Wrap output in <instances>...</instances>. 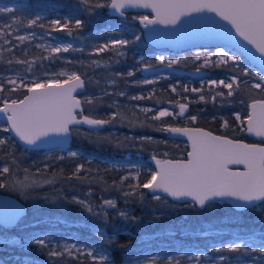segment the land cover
Listing matches in <instances>:
<instances>
[{
	"label": "trees",
	"instance_id": "16d2710c",
	"mask_svg": "<svg viewBox=\"0 0 264 264\" xmlns=\"http://www.w3.org/2000/svg\"><path fill=\"white\" fill-rule=\"evenodd\" d=\"M0 7L13 9L12 13H0V28H4L13 20L28 28V20L37 15L41 17V20L31 27L34 30L52 31L49 27L51 20L60 18L63 22V18L69 15L85 19V13L79 11L84 7L81 0H0ZM136 15L138 14L135 12H125L124 16L114 15L108 9H104L91 18L83 30L74 31L72 37H69L66 32H56L83 43V46L74 45L75 50L57 54L50 61H40V58L48 53L38 47L40 43L34 39L25 41L23 45L14 49L16 58L40 61L34 66L37 77L47 72L50 77L53 75L54 78L63 79L58 75L60 70L78 71L82 77H89L91 83L78 94V98L85 99L82 94L86 93L87 97L95 95L101 97V100L94 105L93 109L86 111L85 115L107 119L110 113L116 110V105L121 112L128 115L124 121L118 119L112 124L101 127L99 135L112 137V142L105 141L102 145H98L91 143L83 135L73 133L69 137V145L73 148L70 150L24 147L2 130L4 124L0 121V137L8 141L6 146L0 148V167L8 164L13 172L9 179L23 181L29 185L24 190H21L19 185L13 187L11 184L9 187L0 188V193L14 196L26 206L25 213L15 222V225L10 227L0 225V236L16 235L18 240L26 242V250L23 252L27 254L39 258L48 257L50 245L49 248L40 249L38 245L29 243L28 238L47 226L46 224L54 218L65 229L89 235L94 240L97 239L93 233L96 229L104 231L108 236H113L115 242L108 247L111 259L117 264L125 263L127 253L134 255L140 251L156 252L159 255L156 258V264H168L170 253L181 252L185 248L233 257L239 254L218 253L215 249L232 242L236 236L245 239L254 236L257 241L264 240V206H261L259 211H237L227 203L217 201L213 202L211 207L201 208L189 202H173L160 195L161 199L157 201L144 189L138 190L146 194L143 199L135 197L126 201L123 195V191L128 190L126 185L135 184L137 181L129 179L125 182L123 189L113 186L114 181L119 185L121 178L128 175L126 166L129 164L140 166V182L142 183L147 178L146 174L152 171L148 162L153 160V156L156 159L184 156L186 151L184 141L168 138L166 132L158 130L163 126H197L230 138L253 141L243 133V125L238 124L234 113L240 111V116L243 118L246 116L249 101L264 99V87L255 89L243 80L239 88L234 86L233 95L230 97L222 86L213 88L210 92L204 90L205 83L200 84L199 78L185 75H157L154 83H142L139 70L142 63L155 65L158 62L149 54L138 57V53L144 50L146 43L133 18ZM39 24H43L44 27L41 28ZM8 29L5 30L8 31ZM133 34L140 35L141 39L138 44L124 48L123 54L116 49L105 50L98 54L92 52V48L106 42L107 36L121 35L123 39H131ZM6 38L14 40L15 37L12 35ZM0 46L8 47L3 39H0ZM4 57V60H0V80H5L4 76L15 73L16 69L25 70L23 65L9 66L6 60L11 57L7 53H4ZM69 60L82 61L83 64H68ZM93 60L99 61V64L93 65L91 63ZM178 60L181 63L174 66L179 68L190 69L199 65L188 53H184ZM130 70H135V75L132 77L126 75ZM207 71V76L203 78L221 73L239 74L231 65L210 68ZM115 73L124 75L117 77ZM109 77H113L115 83H112ZM185 79L188 81V85L186 84L188 91H184ZM202 85V92L191 91V88L199 89ZM173 86L176 87V92L171 90ZM101 89L107 91L109 95L104 96ZM121 91L125 93V96H119ZM216 91L223 92L224 96H217L215 100H212L211 96L215 95ZM25 92L26 90H21L10 93L5 89L4 92H0V105L3 98H20ZM200 95H204L205 100L201 101ZM137 96L144 98L132 99ZM133 102L145 103L154 108L166 106L171 108L173 115L153 121L151 117L155 115L154 109L144 113L134 108ZM180 103L188 104L182 116L179 115ZM192 116H196L197 119L191 121ZM225 120L228 122L227 126H224ZM80 130L83 133L87 129L80 127ZM142 137H151V140H142ZM117 141L123 142V146L116 147ZM70 151H78L84 159L69 157ZM12 154L15 156L16 163H13L10 158ZM77 164H84V169L79 174L85 177L84 179H78L73 175ZM24 169H28V172L26 173ZM0 179L3 178L0 177ZM45 180L51 183H45ZM74 197L76 200H73ZM106 199L116 200L117 210L129 211L130 215L139 218L138 221L132 223L123 220L117 216V210L112 209H106L108 216L105 220L101 206L102 201ZM79 200L90 204L93 212H88L87 208L77 202ZM257 204L259 205L260 202ZM204 229L209 232L217 231L218 234L215 236L203 234L201 231ZM122 245L132 247L126 250ZM252 247H258V244L254 243ZM6 248L0 250V256L6 254ZM16 250L22 251L13 248V251ZM248 255L256 256L257 253ZM170 257L174 264L186 262L185 258L180 256ZM259 260H264V257H260Z\"/></svg>",
	"mask_w": 264,
	"mask_h": 264
},
{
	"label": "snow or ice",
	"instance_id": "6c2138e0",
	"mask_svg": "<svg viewBox=\"0 0 264 264\" xmlns=\"http://www.w3.org/2000/svg\"><path fill=\"white\" fill-rule=\"evenodd\" d=\"M84 5L79 11L85 13V19L75 18L69 15L63 18L53 19L49 22V27L55 32H66L69 37L73 36L74 31L83 30L91 18L98 15L101 10L110 9L124 16L129 8H144L151 9L154 15L151 18L148 15L139 16L135 19L144 25L145 28L155 25H173L177 26L174 32L187 36V38H196L206 36L209 38H221L225 40H235L230 30H225L224 25H220L219 21L212 17L200 15L192 16L193 13H216L222 20L227 21L231 28L235 30V34L247 41L253 46L264 59V0H81ZM13 9L8 7H0V13H12ZM185 18V19H182ZM41 17L37 15L35 18L28 20L27 27L31 28L37 25ZM17 23H19L17 21ZM195 24L208 25L212 31L196 32L190 31L189 26ZM41 28L43 24H39ZM9 25L0 28V39H3L5 45L0 46V60H4V53H7L10 59L6 60L9 66L23 65L24 71L16 69V74L8 77L7 80H0V92L7 89L11 92L26 90L23 98L12 99L5 97L2 99L0 106V114L6 119V127H3L4 132H12L15 137L22 143L33 148L39 147L43 143L56 142L63 147L67 144L68 138L76 133L83 135L91 143L102 145L103 142H112V137L101 136L99 131L102 126L112 124L118 119L124 121L126 115L120 111L118 105L116 110L112 111L107 119L95 118L93 115H85L86 111L93 109L94 105L99 103L101 97L95 95L88 96L81 100L78 98L77 92L80 89H85L91 79L83 76L78 71L65 70L58 75L63 79L50 77L45 72L37 77L35 74V65L43 60H52L57 54L68 53L74 49L71 42H60L58 38H53L52 42L47 46L44 44L38 47L44 49L48 54L40 58L27 60L16 58L14 49L23 45L25 41H30L35 38V33L25 35H17L14 40L6 37H12L13 33L6 31ZM160 29L151 28L150 36L160 33ZM52 32L48 33L51 37ZM78 38V37H77ZM140 35L133 34L131 39L110 40L107 43L94 47L93 54L104 52L108 49H115L119 46L121 49L129 45H135L140 41ZM237 43H239L237 41ZM83 51V49H80ZM123 54V53H121ZM160 63L172 68L174 65L181 63L178 59H166L160 55L155 57ZM241 55L231 53L225 47H217L215 51L202 50L195 55V62L199 63V67L195 68L197 73L203 69L219 68L233 66L239 74L232 75L229 82L221 79L209 80V89L219 88L221 85L228 89L227 95H233L234 86L239 88L243 77L255 76L260 83L252 84L255 89H261L264 85V73H252L250 69L242 67ZM68 64H83L82 61L69 60ZM93 65H98L99 61H91ZM152 64L142 63L140 71H147L154 68ZM123 73H115V76H123ZM128 77L135 75V70H130L126 74ZM112 83H115L113 77H109ZM152 80H143L142 83H154ZM139 83V82H134ZM176 92V87L171 88ZM189 89L185 86L184 91ZM104 96L109 95L104 89L100 90ZM192 92H202L201 88H191ZM119 96H125L121 91ZM217 96L223 97L224 93L216 91L215 95L211 96L215 100ZM143 96L132 97V99H143ZM201 101L205 100L204 95H200ZM251 112L246 116L247 127L243 129L249 133H254L256 136L264 137V99L253 100L249 105ZM188 108L187 103L179 104V115H184ZM140 111L148 113L151 109L143 108ZM173 115L167 108H163L156 112L151 117L153 121L159 120L162 117ZM196 116L190 117L191 121H195ZM235 119L241 121L239 113L235 114ZM132 123V121H128ZM228 122L224 121V126ZM81 125L90 126L89 130L81 133ZM159 131L169 132L173 134L186 136L191 145V151L187 153L186 159L164 160L152 159L155 161V171H150L146 174L147 178L144 182H140V171L130 170L128 175L121 178L119 185L114 181L113 186L123 189L125 182L129 179H135V184H127V191H123V195L127 201L129 198L139 197L143 199L145 193L138 191L142 189L150 190L153 198L157 201L161 199L156 193H166L168 196L176 200L190 198L193 206L201 208L211 207L216 198H231L235 203L234 207L242 211L261 210L264 206V146L248 145L240 141L228 139L227 137L215 136L211 132L204 131L199 128L173 127L163 126ZM127 140V138H125ZM142 140H151V137H142ZM8 143L6 138L0 137V148ZM123 146V142H116V147ZM27 150V149H26ZM69 157L84 159L78 151H70ZM13 163H16L14 154L10 157ZM63 159V157H60ZM237 164L244 165V171H232L228 165ZM47 168V165H45ZM84 169V164H77L73 175L78 179H84L79 174ZM27 173L28 169H24ZM37 171H41L37 169ZM13 172L8 164L0 167V188L13 187L19 185L21 190L29 187L23 181L10 180ZM55 175V174H54ZM27 179V177H26ZM45 183L51 181L45 180ZM34 183V182H33ZM73 200H76L74 197ZM81 206L87 208L88 212H93L90 204L83 200L77 201ZM254 202H260L256 204ZM14 210V215L11 220H6L10 223L17 220L21 216V209L11 205ZM106 209L117 210V201L106 199L102 201L101 211L105 220H107L108 212ZM116 214L123 220L135 223L138 217L130 215L129 211L117 210ZM96 241L92 245L65 244L56 246L48 250L50 258H64L65 256L79 259L84 257L90 259L91 264H114L111 259L109 247L115 242L113 236H108L104 231H96L94 233ZM29 243H34L40 249L49 248L52 241L44 236L42 238H28ZM257 243L258 247H252V244ZM126 250L131 245H122ZM218 253H238L235 257L218 255L213 258L212 264H257L260 257H264V240H255L254 236H249L247 239L241 236H236L232 242L222 245L215 249ZM249 253H257L256 256H250ZM201 255L206 256V253ZM197 261L200 256L194 257ZM58 264V262H57ZM125 264H140L139 259L132 253H127ZM151 264V262H150ZM168 264H174L172 258L169 257ZM264 264V260L260 261Z\"/></svg>",
	"mask_w": 264,
	"mask_h": 264
},
{
	"label": "water",
	"instance_id": "95a60500",
	"mask_svg": "<svg viewBox=\"0 0 264 264\" xmlns=\"http://www.w3.org/2000/svg\"><path fill=\"white\" fill-rule=\"evenodd\" d=\"M108 10L111 14L119 15L118 13H116L113 10H110V9H108ZM126 12H135V13L141 14V15H136L133 18L137 22V24L141 30V35H142L143 40L145 41V43H147L149 46L152 47L151 52H156L158 50L182 52V51L192 50V49H197V48L198 49H204V48L207 49V48L225 47L227 49H231V50L237 52L238 54H240L245 59L246 63L250 67H252L254 70H257L258 72L264 73V59H262L260 57V54L255 50V48L253 46L249 45L247 41H244L243 38L236 35L235 30L231 28V25L228 24L227 21L222 20L219 16L216 15V13L205 12V13H193L191 15L192 16L205 15V16L212 17L214 20L219 21L220 25H224L225 30H230L232 35L235 36V40H225V39H221V38H209L206 36H200V37L190 39V38H187V36H185V35H181L178 32H174L173 30L176 29L177 26H173V25H155V26H149L148 28H145L144 25L140 24L139 20L135 19V18L139 17V16H144V15H148L151 18V15H154L152 13L151 9L129 8L126 10ZM182 19H185V18H182ZM151 28L160 29L161 32L158 34H153L150 36L149 33H150ZM189 30L190 31H196V32H206V31H212L213 29L210 28V26H208V25L195 24V25L189 26ZM237 41L239 43H237ZM154 66H155L154 68L149 69L147 71H140V75H153V74L167 73V74L185 75L188 77H198V78L207 75V71L204 69L201 72L197 73L195 71V68L184 69V68H179L176 66H173L172 68H168V67H166V65L160 64V63L155 64ZM82 90L83 89L78 90L77 95ZM24 94H26V92ZM22 98H23V95H22V97H20V99H22ZM255 100H260V99H255ZM252 101L253 100H251L247 103L246 116L248 114H250V112H251L249 105L251 104ZM0 106H2V103ZM246 116H245V118H246ZM245 118H244V123H243V129H246V127H247V122H246ZM0 121L6 127V119L3 117L2 114H0ZM79 127L85 128L87 130H89V128H90V126H87V125H81ZM173 127L199 128V129H203L204 131L211 132L209 130H206L204 128L197 127V126L187 125V126H173ZM211 133L215 136L227 137L228 139L240 141V142H242L244 144H248V145L264 146V143L259 142V141L264 142V137L256 136L254 133H249L245 130H243V133L248 138H251L253 141L234 139V138H230V137L225 136V135H220V134H216L213 132H211ZM7 134L10 137H12V139L15 142L22 145V143L18 140V138L15 137L14 133L7 132ZM166 136L168 138H171V139L183 140L185 145H186V151H185V154L182 158L165 157V158H162L159 160H161V161L173 160L174 161V160H178V159H186L187 153L189 151H191V145H190V142L188 141L187 137L183 136V135L169 133V132H166ZM69 144H70V141L68 138L67 144H64L63 147H61V145L59 143H56V142H47V143L41 144L36 149H42V150H52V149L70 150V149H73ZM22 146L27 147V148H33L31 146H28V145H22ZM148 165L151 167L152 171L157 170L154 160H151L150 162H148ZM228 167L232 171H244L245 170L244 165L230 164V165H228ZM144 190L147 194L152 195L150 193V190H148V189H144ZM156 194L160 195V196H164L173 202H177V203L190 202L193 204V202L191 201L190 198H183L182 200H176L175 198L168 196L166 193H156ZM217 201L218 202H225L232 209L240 211L239 209H236L234 207V204L239 203V202H234L231 198H216L213 202H217ZM254 203L257 204L259 202H254ZM11 205L17 206L22 210L21 216L26 211L25 204L23 202H21L20 200H18L16 197L8 195V194L0 193V225L3 227H10V226L15 225V222L21 217L20 216L17 220H14L10 223L5 222L6 220H11L13 218L14 210H13ZM196 207H199V206H196Z\"/></svg>",
	"mask_w": 264,
	"mask_h": 264
},
{
	"label": "rangeland",
	"instance_id": "374dc122",
	"mask_svg": "<svg viewBox=\"0 0 264 264\" xmlns=\"http://www.w3.org/2000/svg\"><path fill=\"white\" fill-rule=\"evenodd\" d=\"M11 7V5H10ZM9 7V8H10ZM138 15H141L140 13H137ZM7 25H9V29L8 31L13 33V36H17V35H25L28 33H35V38L34 40H36L38 43L40 44H44L45 46H47L48 43L52 42L53 38H58L60 42H64V43H68L71 42L73 43V45H77V46H83L81 42H78L77 40H72L69 38H66L62 35H60L59 33L56 32H52V31H47V30H34V29H28L24 26H21L20 24L17 23V21H11L10 23H8ZM52 32L51 37L48 36V33ZM106 42L100 43V45L107 43L110 40H119V39H123V37H121V35H112V36H107L106 38ZM145 42V41H144ZM138 44V42L136 43ZM99 46V45H98ZM137 46V45H136ZM97 47V46H96ZM140 48H143L141 46H139ZM93 49V48H92ZM117 52L119 53H123V49H121L119 46H117V48H115ZM108 50H113L114 49H108ZM152 47L149 46L147 43L144 46V50H142L141 52L138 53V57H142L143 55H152L154 60L156 62H158L155 57H158L160 55L165 56L166 59H179L181 56L184 55V53H188L190 56H192L195 59V55L198 51H202L205 50L204 49H192V50H186V51H182V52H174V51H168V50H158L156 52H151ZM207 51L211 52V51H215L216 48H207ZM229 50L231 53H235L238 54L237 52L231 50V49H227ZM118 53V54H119ZM240 55V54H239ZM241 65H244V67L250 69V71L252 73H256L258 72L257 70H254L252 67H250L245 59L241 56V61H240ZM199 67V65L197 66ZM207 71V69H204ZM62 71L65 70H60L58 71V74ZM15 73H11V74H7L5 75V80L8 79L9 76L11 75H15ZM208 74V71H207ZM166 76L168 75L167 73H160V74H153V75H141L142 76V80H152L154 81L158 76ZM233 74L231 73H221L217 76H211V77H207V78H203V77H199V83L203 84V82L205 83L204 85V90H209L210 92L213 89H209L208 87V81L209 80H225V82H229L230 81V77ZM207 76V75H205ZM219 76V77H218ZM53 77V75H52ZM54 78V77H53ZM198 78V77H196ZM244 82H246L248 85L254 84V83H260V81L255 77V76H251V77H243L242 79ZM184 86L188 85V81L187 79H185V81L183 82ZM187 84V85H186ZM222 86V85H221ZM223 87V86H222ZM262 87H264V85H262ZM224 90H226V92L228 93V89L224 88ZM83 98L87 97L86 93L82 94ZM134 106V108H136L137 110L139 109H143V108H148L153 110L156 114V112H158L159 110L163 109V108H167L171 113L172 110L169 107L166 106H158V107H152L151 105H147L145 103H140V102H133L132 104ZM239 113L235 112V114ZM128 117V115L126 116ZM189 118V116L187 117ZM245 117L241 118V120L243 121ZM238 124L241 125V121H238ZM5 127V126H4ZM164 132V131H163ZM127 168V174L129 173L130 170H139L141 169L139 165L137 164H129L128 166H126ZM190 203V202H189ZM58 220L56 218H54L52 221H49L45 226L42 227L41 229H39L38 231L35 232V234L33 236H31L32 238H42L44 236H47L52 243L50 244V248L56 247V246H63L65 244H77L78 246L81 245H92L96 240H94V238H90L89 235H83L80 232H76V231H72V230H67L63 227V225H59L57 222ZM64 228V229H63ZM96 231H98L97 229L95 231H93V233H95ZM101 231V230H99ZM203 234H210V235H217L218 232L217 231H208L207 229H204L201 231ZM95 236V235H94ZM25 243L21 240H18L16 235H11L10 237H1L0 236V250H2L4 247L6 248V254L4 256H0V264H91V260L90 259H85L84 257H80L79 259L74 258V257H68L65 256L64 258H39L37 256H33L31 254H27L25 252H23L24 250H26L25 248ZM13 248L15 249H20L22 251H13ZM194 249L192 248H185L184 251H176V252H172L169 255L170 256H180L185 258V263L184 264H212L213 258H216L218 255L212 254L210 252H205L204 250H200V251H193ZM202 253H206V256L201 255ZM140 261V264H156V258H158L159 255H157L156 252H138L136 254H134ZM169 256V257H170ZM196 256H200V260L197 261L194 257ZM227 256V255H226ZM235 257V256H233ZM261 260H257V264H260ZM117 264V263H114ZM120 264H125V263H120Z\"/></svg>",
	"mask_w": 264,
	"mask_h": 264
},
{
	"label": "flooded vegetation",
	"instance_id": "af4514ba",
	"mask_svg": "<svg viewBox=\"0 0 264 264\" xmlns=\"http://www.w3.org/2000/svg\"><path fill=\"white\" fill-rule=\"evenodd\" d=\"M159 63V62H158ZM251 139V138H250Z\"/></svg>",
	"mask_w": 264,
	"mask_h": 264
}]
</instances>
